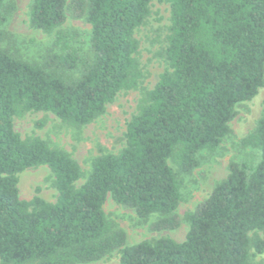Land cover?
Masks as SVG:
<instances>
[{
	"label": "trees",
	"instance_id": "1",
	"mask_svg": "<svg viewBox=\"0 0 264 264\" xmlns=\"http://www.w3.org/2000/svg\"><path fill=\"white\" fill-rule=\"evenodd\" d=\"M150 1L32 0L31 26L53 32L58 51L38 63L0 47L1 264H86L116 249L119 264H252L251 256L263 252L264 116L243 139L258 148V161L229 164L226 178L185 213L184 240L127 245L103 204L109 195L141 217L161 215L154 230L178 226L177 172L189 174L199 151L218 147L236 105L263 85L264 0H165L168 67L141 98L122 149L93 158L81 185L75 186L80 166L66 151L14 130V116L32 111L51 112L72 126L87 124L120 90L136 87L142 73L134 31L149 15ZM12 9L3 8L0 25ZM67 12L90 25L86 53L60 28ZM39 165L51 172L54 202L37 194L19 197L18 173Z\"/></svg>",
	"mask_w": 264,
	"mask_h": 264
},
{
	"label": "rangeland",
	"instance_id": "2",
	"mask_svg": "<svg viewBox=\"0 0 264 264\" xmlns=\"http://www.w3.org/2000/svg\"><path fill=\"white\" fill-rule=\"evenodd\" d=\"M32 0H3L5 6H13L6 20L0 25V47L6 48L14 56L29 62L42 63L58 48L54 45V34L46 33L31 26L29 10ZM3 8L0 13L3 12ZM170 5L165 0H151L150 13L134 31L138 42L134 54L139 63L141 77L134 88L120 90L113 101L106 104L102 114L91 122L72 126L63 123L48 111L26 112L14 116V130L22 139L39 137L50 147L66 151L80 166L82 176L75 182L81 185L88 176L93 158L117 153L125 144L127 123L138 112L144 93L154 87L160 74L168 64L163 56L166 37L169 33ZM60 28L71 38L70 44L80 53H86L89 45L90 25L84 17H72L68 12ZM264 116V81L257 94L235 107V115L229 122V133L213 151L198 152L199 164L189 173H178L181 199L174 211L179 224L174 229L154 230L152 225L162 216L156 213L139 216L134 209L117 204L108 195L103 210L106 218L115 228L126 234V244L160 237L184 240L189 229L184 219L186 212L193 210L205 199L213 186L226 178L231 162L255 164L260 152L258 148L246 145L243 139L254 131L259 118ZM171 166L176 170L174 164ZM17 188L19 197L29 200L35 194L44 200L54 202L57 190L53 177L46 165L27 168L18 173ZM259 236H264L258 231ZM120 249L103 258L86 264H119ZM252 264H264V250L252 255ZM1 264V262H0Z\"/></svg>",
	"mask_w": 264,
	"mask_h": 264
}]
</instances>
